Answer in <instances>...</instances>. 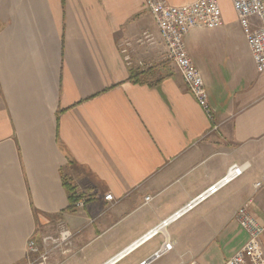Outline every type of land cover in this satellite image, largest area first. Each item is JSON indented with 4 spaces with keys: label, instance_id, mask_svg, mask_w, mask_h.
<instances>
[{
    "label": "crops",
    "instance_id": "1",
    "mask_svg": "<svg viewBox=\"0 0 264 264\" xmlns=\"http://www.w3.org/2000/svg\"><path fill=\"white\" fill-rule=\"evenodd\" d=\"M216 1L221 24L184 38L206 112L145 0H0V264H142L192 226L197 253L217 242L225 264L247 240L237 210L250 201L264 225V71L231 1ZM233 165L248 168L161 228ZM61 225L67 242L43 241Z\"/></svg>",
    "mask_w": 264,
    "mask_h": 264
},
{
    "label": "built area",
    "instance_id": "2",
    "mask_svg": "<svg viewBox=\"0 0 264 264\" xmlns=\"http://www.w3.org/2000/svg\"><path fill=\"white\" fill-rule=\"evenodd\" d=\"M230 1L237 16L238 23L245 35L256 70L261 73L264 71V0ZM145 7L153 16L160 37L164 42L167 60L176 67L190 94L197 101V104L208 112L206 102L207 94L203 87L202 78L186 53L184 38L192 30H211L221 24V12L217 1L196 0L186 6L173 7L167 5L163 0H145ZM252 21L255 22L254 25ZM146 38L149 39L148 36ZM247 168V165L231 166L222 180L215 183L204 194L185 206L182 212L175 214L168 221L163 222L162 226H166L170 221L190 210L195 203L216 194L222 187L241 177ZM254 187L256 189L264 188V182H258ZM104 200L111 202L113 198L111 195H107L104 197ZM149 200L150 198H145V202ZM86 202L87 198L82 197L72 204V209H80ZM250 206L251 202H246L235 213V221L241 230L245 232L247 240L225 264H264L260 244V239L264 234V225L260 224L252 216ZM155 233L156 230L145 238L143 237L141 242L153 236ZM56 237V239L46 237L43 241H51L58 246L61 243L67 242L71 237V233L61 225ZM137 245L131 246L127 252L131 251ZM27 246L29 251L37 252L34 242H29ZM171 249L172 244L167 240L160 252L154 254L149 261L143 262L142 264H150ZM119 258L120 256L114 259L117 260ZM34 264H47V254H41ZM187 264L197 263L191 261Z\"/></svg>",
    "mask_w": 264,
    "mask_h": 264
},
{
    "label": "rangeland",
    "instance_id": "3",
    "mask_svg": "<svg viewBox=\"0 0 264 264\" xmlns=\"http://www.w3.org/2000/svg\"><path fill=\"white\" fill-rule=\"evenodd\" d=\"M190 230L192 231L191 238H188L185 243L175 245L172 251H168L162 255V258L155 264H173L176 261L178 264L180 261H183L184 263L186 262V264L191 261H195L197 263L216 264L218 260L227 255L225 246L218 245L217 242L209 246L206 250L204 247L201 248V251L197 253V250L199 251L200 244H196L194 237L198 231H204V228L198 229L192 226Z\"/></svg>",
    "mask_w": 264,
    "mask_h": 264
},
{
    "label": "trees",
    "instance_id": "4",
    "mask_svg": "<svg viewBox=\"0 0 264 264\" xmlns=\"http://www.w3.org/2000/svg\"><path fill=\"white\" fill-rule=\"evenodd\" d=\"M73 202L72 203H74L75 202V199L74 200H72Z\"/></svg>",
    "mask_w": 264,
    "mask_h": 264
},
{
    "label": "bare ground",
    "instance_id": "5",
    "mask_svg": "<svg viewBox=\"0 0 264 264\" xmlns=\"http://www.w3.org/2000/svg\"><path fill=\"white\" fill-rule=\"evenodd\" d=\"M163 226H161V228H162Z\"/></svg>",
    "mask_w": 264,
    "mask_h": 264
}]
</instances>
